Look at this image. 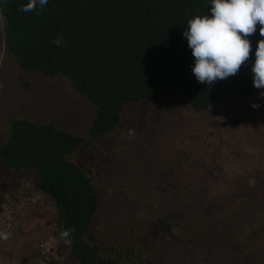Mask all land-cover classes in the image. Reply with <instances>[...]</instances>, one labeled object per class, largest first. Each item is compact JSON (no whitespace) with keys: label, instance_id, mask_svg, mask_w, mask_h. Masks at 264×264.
<instances>
[{"label":"rangeland","instance_id":"obj_1","mask_svg":"<svg viewBox=\"0 0 264 264\" xmlns=\"http://www.w3.org/2000/svg\"><path fill=\"white\" fill-rule=\"evenodd\" d=\"M254 62L248 59L240 67L252 83ZM253 88L249 94L221 96L200 111L170 88L156 99L125 106L119 125L93 140L94 104L64 76L21 70L0 44V143L14 118L52 123L84 137L77 151L104 174L101 238L134 244L145 264H264V204L252 202L264 193V98L259 95L264 89ZM31 173L0 165V233L8 234L0 239V264H27L28 257L52 264L50 256L58 264H78L64 246L59 255L39 262L41 240L61 241L54 233L53 201L35 189ZM238 188L241 208L223 221ZM164 218L172 230L158 236Z\"/></svg>","mask_w":264,"mask_h":264},{"label":"trees","instance_id":"obj_2","mask_svg":"<svg viewBox=\"0 0 264 264\" xmlns=\"http://www.w3.org/2000/svg\"><path fill=\"white\" fill-rule=\"evenodd\" d=\"M27 2L0 0V44L21 70L64 76L94 104L90 139L111 133L125 106L156 99L170 88H177L195 111L210 109L221 96L253 92L251 79L240 69L212 85L198 82L192 72L195 58L183 32L187 20L211 15V0H48L42 12L20 11ZM259 27L248 37L249 59H255L262 38ZM57 36L63 37L60 47L51 42ZM84 139L52 123L14 118L0 143V165L32 172L35 189L53 201L54 233L61 244L53 242L46 257L59 255L64 246L78 264H145L134 244L101 238L98 212L104 185L99 181L104 174L77 151ZM240 190L233 191L223 221L241 208ZM252 202L264 204V193ZM252 211L257 210L247 213ZM241 215L236 214L238 221ZM159 224L158 236L172 230L167 218ZM66 229H74L70 245L61 236Z\"/></svg>","mask_w":264,"mask_h":264},{"label":"clouds","instance_id":"obj_3","mask_svg":"<svg viewBox=\"0 0 264 264\" xmlns=\"http://www.w3.org/2000/svg\"><path fill=\"white\" fill-rule=\"evenodd\" d=\"M47 3L48 0H28L20 11L36 12L39 8L42 12ZM210 12L211 15H196L187 20L188 27L183 32L195 58L192 72L197 81L212 85L217 79L235 75L250 57L248 37L256 32L259 24L262 38L257 42L252 73L254 86L264 89V0H211ZM51 42L60 47L63 37L57 36ZM259 95L264 98V90ZM129 137L135 138L131 129ZM73 231L66 229L61 233L66 244L72 243ZM0 239H8V234L0 233Z\"/></svg>","mask_w":264,"mask_h":264},{"label":"built area","instance_id":"obj_4","mask_svg":"<svg viewBox=\"0 0 264 264\" xmlns=\"http://www.w3.org/2000/svg\"><path fill=\"white\" fill-rule=\"evenodd\" d=\"M53 246V242L50 239H45V240H41L38 245H37V258L40 262L41 257L45 256L44 254H46L47 251H49ZM26 263L27 264H38L37 260L35 258L32 257H28L26 259Z\"/></svg>","mask_w":264,"mask_h":264}]
</instances>
